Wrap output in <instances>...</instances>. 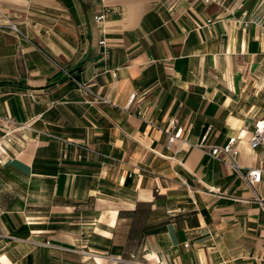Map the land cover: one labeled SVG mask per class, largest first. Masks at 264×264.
Instances as JSON below:
<instances>
[{
  "label": "crops",
  "instance_id": "0c3cea01",
  "mask_svg": "<svg viewBox=\"0 0 264 264\" xmlns=\"http://www.w3.org/2000/svg\"><path fill=\"white\" fill-rule=\"evenodd\" d=\"M32 120L0 163V264H264L257 195L206 153L245 131L264 198V0H0V136Z\"/></svg>",
  "mask_w": 264,
  "mask_h": 264
},
{
  "label": "built area",
  "instance_id": "2783aa9c",
  "mask_svg": "<svg viewBox=\"0 0 264 264\" xmlns=\"http://www.w3.org/2000/svg\"><path fill=\"white\" fill-rule=\"evenodd\" d=\"M206 4H221V0H203ZM245 0H240V3ZM109 15V10H104L100 14L95 15L94 20L96 25L99 27L100 33V45L104 48L107 47V19ZM7 24L5 25L10 31L16 33L17 35L24 36L22 31L19 29L18 25L9 19H6ZM258 20H255V22ZM247 23V22H245ZM63 69V68H62ZM66 73L67 70L64 69ZM70 75V74H69ZM71 77V75H70ZM78 83V91L84 96V101L89 104H97V103H108L109 101L102 97L101 95L95 93L90 85L86 83ZM30 121L24 125L14 127L8 131H6L3 135L0 136V163L6 162L9 156V145L13 144L16 139V133L24 128L30 127ZM175 124V123H174ZM169 134V143L173 144L176 140L180 139L182 136V129H177L175 132L171 130L167 131ZM247 135L245 131H241L238 135L231 137L227 143L223 145H215L211 146L206 150V153L226 164L232 170H234L239 177L246 183L247 187L251 189L256 195V200L260 203L262 208L264 209V198L260 197L257 192V186L262 182L263 170L261 169H248L245 171L243 167L239 163V155L240 152L236 148L237 143ZM249 144L252 150H256L259 147L264 146V120L258 121L255 124L254 130L251 132ZM39 245L46 246L52 248L54 250L64 251V252H78L74 249H70L67 247L52 245L50 242L38 243Z\"/></svg>",
  "mask_w": 264,
  "mask_h": 264
}]
</instances>
